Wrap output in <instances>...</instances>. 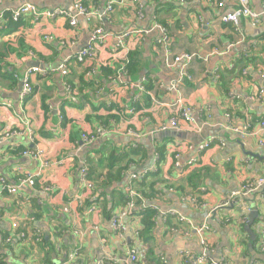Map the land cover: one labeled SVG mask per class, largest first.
I'll return each mask as SVG.
<instances>
[{
    "label": "crops",
    "instance_id": "0c3cea01",
    "mask_svg": "<svg viewBox=\"0 0 264 264\" xmlns=\"http://www.w3.org/2000/svg\"><path fill=\"white\" fill-rule=\"evenodd\" d=\"M109 1L83 0L96 16L90 21L78 17L75 27L64 17L35 21L30 14L16 25H0L6 68L0 77V98L10 105L0 107V136L13 133L0 143L1 264H130V249L137 251L143 264H149L148 259L150 264H264V253L257 246L264 234V189L241 194L247 182L264 177V132L257 138L242 133L247 124L257 127L264 121V18L258 26L244 19L235 27L218 22L235 7L232 0L122 2L102 15ZM248 1L255 11L264 7V0ZM24 4L76 14L74 0H4L0 1L3 21ZM156 26L167 30L165 46L156 45L160 38ZM97 28L105 42L82 63L76 62ZM138 30L147 34L138 36ZM121 35H127L124 46L129 53H137L138 72L133 79L119 73L125 64V54L116 47ZM166 50L172 57L200 58L186 65L187 75L181 77L182 61L164 66ZM64 62L66 76L58 72ZM32 63L40 72L29 76L33 92L22 104V80L34 68ZM101 69L115 73L105 78ZM84 79L94 85L93 90L84 87ZM98 82L102 85L97 89ZM182 110L188 111L190 121L180 117ZM172 118H177V130L154 133ZM101 125L113 131L91 143L81 141L82 135ZM130 130L138 140L128 135ZM212 138L216 142L198 156V146ZM28 149L41 151V159L24 156ZM130 149H138L139 154L126 164L124 177L101 188L106 175H117L121 164L116 158ZM83 163L95 185L89 206L96 209L90 212L86 204L65 211L81 194L78 171ZM143 171L156 174L150 189L137 185L146 175L135 183L139 195L152 194L151 199L140 195L144 209L175 211L193 225L209 226L207 260L184 261L186 253L197 259L203 249L194 233L185 236L189 226L177 224L174 218L167 225L158 218L151 233L140 237L139 219L128 218L123 220V237L114 234L109 220L123 208L124 178ZM24 172L39 174L34 187L20 183ZM4 184L16 186V193H8ZM189 194L205 208H192L186 199ZM215 207L219 208L210 214L208 210ZM247 212L258 215L251 226L256 256L249 250V235L242 224ZM174 225L177 230L171 231ZM20 232L25 239L18 238ZM75 251L77 255L69 260Z\"/></svg>",
    "mask_w": 264,
    "mask_h": 264
},
{
    "label": "built area",
    "instance_id": "2783aa9c",
    "mask_svg": "<svg viewBox=\"0 0 264 264\" xmlns=\"http://www.w3.org/2000/svg\"><path fill=\"white\" fill-rule=\"evenodd\" d=\"M0 1H4V0H0ZM7 1H11V0H7ZM140 1L141 0H112V1H109V3L107 5V7L105 8L104 12L102 13V15H104L105 12H106V14L109 13L112 10L114 4H119L122 2H130L134 5H138V4H140ZM180 1L185 3L189 0H180ZM232 1L234 2L235 7L229 13H226V14L222 15L221 17H219L218 22H220L222 24H229V25H232L233 27L237 26L238 22L242 19L248 21L253 26H258L261 23L262 18H264V7L260 11H255L250 7L248 0H232ZM218 6L222 7L223 6L222 2L218 3ZM74 9L76 11V14L70 15L69 13H67L65 11H61V10L40 11L35 6H32L30 4H24V5L20 6L19 8L11 11L9 14V18L12 22L17 23L20 21V19H22L27 14H30L35 21H38L42 18L54 19L57 17H64L68 20V24L71 27H75L77 24V18L78 17H83L87 21H90L91 19H93L96 16V13L91 12L84 7L83 0H74ZM137 16L139 19L142 18V12L140 9H138V11H137ZM3 20H4V16L0 15V25L4 24ZM155 29H157L160 33V38L157 40L156 45L157 46L158 45L159 46H165L167 30L161 26H156ZM137 34H138V36L146 35L147 31L138 30ZM126 36L127 35L119 36L117 39V43H116V47L118 49H120L122 51V53L125 54V57H124L125 64L128 62V54H129V50L124 46V38ZM105 39H106V36L103 34L102 30L99 28L95 29L90 40H89V44L87 45V47L82 49L76 55V57H75L76 62L82 63L87 57H89L91 55L92 51H94V48L96 46L105 42ZM199 58L200 57H198L196 54H182V55L177 56V57H172L171 54L169 53V51L166 50L165 56H164V66L166 68H170L175 63L182 61L183 67H185L184 69H182V72L180 74V76L182 77V76L187 75L186 65H188L192 61L199 59ZM37 72H40V70L38 68L34 67L25 74V76L22 80V89L19 93L20 103L24 104L25 101L31 96L33 90H32V87L29 83V76L32 73H37ZM58 72H60V74L62 76L67 75L66 62H64L63 64H61L59 66ZM92 73L94 75L93 71H90V73H88V74L90 75ZM119 73L120 74L125 73L124 67H121L119 69ZM244 74H245V72H244ZM65 87L68 90V92H70L69 85L66 84ZM142 87H139V89L141 91H143ZM172 88H175V85H173ZM261 93H262V90L259 91V94H261ZM232 98H236V97L234 95H232ZM155 103H157V102H155ZM0 105L3 108L10 106L8 103L7 104L1 103ZM188 114H189L188 111L182 110L180 117H182L186 121H190L191 119L189 118ZM110 124L114 125L113 122H111ZM177 129H178L177 128V118H172L168 121V124H166V125L162 124L159 127H157L154 130V133H165V132L174 131ZM112 131H113V127H110V126L107 127V126L101 125L97 129H95L92 133L82 135L81 141L83 143H91L92 141H94L100 137H104V136L110 134ZM263 132H264V121H260L257 127H252L251 124H247L242 130L243 134L253 136L256 138L258 137L259 133H263ZM12 135H13L12 132H4L3 135L0 136V143L5 138L11 137ZM128 135L135 140L139 139V136L137 135V133L135 131H131V130L128 131ZM215 142H216V140L214 138H212L208 142L201 144L200 146H198V148L196 150V154L199 156L200 153H202L205 149L209 148ZM259 144H260V146H262L263 142L261 140H259ZM220 145L223 146V143H220ZM22 154L24 156H30V157H33V158L38 159V160L41 159V157H42V152L39 150H32V149L29 150L28 149V150L23 151ZM156 155L157 154H155V157H157ZM176 158H178V155L176 156ZM192 161H195V159ZM47 165H48V163L44 162L42 166L47 167ZM38 175L39 174H32V173L24 172L23 177H21L20 183L32 188V187H34L35 180L38 177ZM145 175H146V171H143L141 173H139V172L138 173H131L128 175L127 183H126V186L124 188L126 196H127L126 203H125L124 207L121 210L114 213L113 216L109 220L111 227L114 231V234L119 238L123 237V233L125 231V225L123 223V220L128 219L134 211H137V210L142 211L144 209V206H143L144 200L135 191V183L139 179L143 178ZM78 185L81 189V194L79 196L75 197L71 203L69 202L66 205L67 207L65 208V211H67L69 208L71 210L73 207L76 209H82L90 201V198L92 196L95 185L89 177V168H88L86 163H83L82 166L80 167L79 171H78ZM259 188L264 189V177L258 178L254 181H251V182H247L244 185L241 194L246 195V194L251 193L253 191H257V189H259ZM3 189L6 190L10 194H14L17 191L16 186L9 187L5 184H4ZM48 189L49 188L46 187V190H48ZM186 199L188 200V203L190 204V206L194 209L205 208L203 203H200L198 201V199L193 194L187 195ZM228 202H230V201L227 200L223 206L227 205ZM218 208L219 207H215L214 209H209L208 212L211 214L212 212L216 211ZM95 209H96V207L94 204L90 205V206L88 205V210L90 212H94ZM247 215H248V212L244 213V215L242 216V222H243L242 224L243 225H246L248 223ZM158 218L161 220V222L163 224H166L169 218H174L175 221H177V224L184 223V224L189 226V229H188L189 231L185 232V236L188 237L192 233H194L197 236L198 242L203 249L202 250L203 254H202V256H200L197 259H192L191 258L192 256H190L189 254L186 253L184 255V259L186 260V262L202 263L205 260H207L208 255L210 253V247L206 241V233L210 231V228L206 223H204L200 226L193 225L189 219L178 214L175 211H168V212L156 211V215L154 218V224L156 223V220ZM1 219H2V215L0 213V221H1ZM17 227H18V224L16 222L12 223V228L16 229ZM176 227H177L176 225L172 226L171 231L177 230ZM35 235H36L35 236L36 237L35 242H39L40 239H39L38 233L35 232ZM18 238L25 239V234L20 232L18 234ZM9 241H10V239H6V242H9ZM257 246H258L259 251L261 253H264V234L261 236V239L259 240ZM76 255H77V251H75L73 253V255L69 257V260H73ZM128 257H129V263L135 264L138 261L137 251L134 249H132V250L130 249L128 251ZM0 264H1V261H0ZM97 264H103V263L100 262Z\"/></svg>",
    "mask_w": 264,
    "mask_h": 264
},
{
    "label": "trees",
    "instance_id": "16d2710c",
    "mask_svg": "<svg viewBox=\"0 0 264 264\" xmlns=\"http://www.w3.org/2000/svg\"><path fill=\"white\" fill-rule=\"evenodd\" d=\"M6 22L4 21V24L8 25V26H11L10 24H15L14 22H12L8 16V14L6 15ZM17 24V23H16ZM15 24V25H16ZM3 51L1 50L0 51V77H4L5 76V70L6 68L4 67V59H5V56L4 54L2 53ZM137 58V53L134 52H130L128 54V62L123 66L124 67V71L126 72V74L131 78L133 79L134 77V74H136L138 72V66H137V63L135 62ZM102 71V74L105 78L107 77H111L114 75L115 72L111 71V70H108V69H101ZM100 72V69L98 71V73ZM82 84L84 85V87L87 88V90L91 91L94 89V85H92V83H90V81H86L85 79L82 81ZM99 86L96 87L97 89L101 87L102 84H100L98 82ZM83 87V88H84ZM147 88V87H146ZM1 103H4L2 101V99L0 98V104ZM1 107V105H0ZM137 151H139L138 149H130L128 151V153H125V154H122L120 155L119 157L116 158V161H118L120 165V168H119V171L117 172V175L115 177H109L108 175L105 176V179L102 181V183L100 184V187L101 188H107L110 184H111V180H121L125 173L127 172V165L128 162H131L133 161V158L139 154V152L137 153ZM134 156V157H133ZM89 177H90V174H89ZM156 177V174L155 173H147L146 176L140 181L137 183L138 186H147V189H150L153 185H152V181L151 179H154ZM91 179V178H90ZM92 181V179H91ZM93 182V181H92ZM146 183V185H145ZM35 186V184H34ZM95 187V186H94ZM45 188V187H44ZM135 191L136 188H135ZM95 192V188L93 190V194ZM140 195L145 198H148V199H151L152 198V194H148L146 193L145 191H142L140 192ZM143 197V198H144ZM126 200H127V196L126 194L123 192V194L121 195L120 197V203L122 205V207H124L125 203H126ZM100 200H98L96 203H98ZM106 203V201H102L101 204L104 205ZM89 205V202L87 203ZM111 210H109V212H107V216H109V214L111 213L110 212ZM155 215H156V211L151 208V207H147L146 209H143L142 211H134L129 218H132V217H136L139 219V224L141 226V229L139 230V237L142 236V235H147V234H150L151 231H152V228H153V225H154V218H155ZM113 216V214L110 215V217ZM109 217V218H110ZM253 246H255V242L252 244ZM184 261L186 262V260L184 259ZM152 261L148 259V263L150 264ZM135 264H143L142 261H137Z\"/></svg>",
    "mask_w": 264,
    "mask_h": 264
},
{
    "label": "water",
    "instance_id": "95a60500",
    "mask_svg": "<svg viewBox=\"0 0 264 264\" xmlns=\"http://www.w3.org/2000/svg\"><path fill=\"white\" fill-rule=\"evenodd\" d=\"M37 63H32L30 64V67H36ZM26 71V70H25ZM160 137V135H156L153 137V139H156ZM128 179V175L124 178V182L126 183ZM258 217L256 212H251L250 214L247 215L248 223L244 226V231L249 235V250L251 251L253 256H256L255 252L253 251V246L252 244L256 240V234L252 231L251 226L254 223L255 219Z\"/></svg>",
    "mask_w": 264,
    "mask_h": 264
}]
</instances>
